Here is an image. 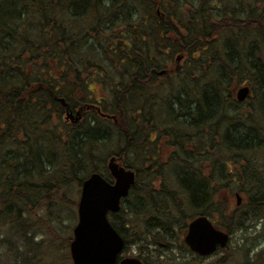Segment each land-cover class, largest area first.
Wrapping results in <instances>:
<instances>
[{"label":"trees","instance_id":"1","mask_svg":"<svg viewBox=\"0 0 264 264\" xmlns=\"http://www.w3.org/2000/svg\"><path fill=\"white\" fill-rule=\"evenodd\" d=\"M263 48L264 0H0V227L28 237L26 220L91 172L111 180L113 155L137 179L111 222L145 264L186 246L188 221L213 216L221 190L248 196L218 226L263 217ZM60 97L100 101L116 121H66ZM223 250L218 264L233 256Z\"/></svg>","mask_w":264,"mask_h":264},{"label":"rangeland","instance_id":"2","mask_svg":"<svg viewBox=\"0 0 264 264\" xmlns=\"http://www.w3.org/2000/svg\"><path fill=\"white\" fill-rule=\"evenodd\" d=\"M261 56L264 59V48ZM103 73L107 75V72L103 71ZM90 88L95 96L108 93V85L104 88L94 82ZM157 145L161 157L165 158L169 153L165 139L161 137ZM259 159L263 161L262 154ZM263 165L261 164L262 167ZM230 190L219 191L222 204L213 212L214 219L219 222L226 221L224 214L227 215L233 209L238 199L237 195L232 193L235 189ZM80 192L81 186L74 187L70 192L68 191V196L61 204L55 207L51 205L49 212L38 210L35 216L26 220L23 229H26L25 233L29 230L28 237L22 232L19 233L18 230L15 231V228L0 227V264H72L69 237L72 238L73 227L78 221L77 203ZM241 195V202L244 204L248 195L243 191ZM109 217L111 219V214ZM248 225L243 230L236 229L231 232L227 250L230 249V254L233 256L225 264H264V216ZM260 252L261 255H258ZM157 253L164 264H218L219 260L227 254L225 250H220L209 257L198 258L184 245ZM122 254L138 256L137 245L129 244ZM147 261L146 264L149 262L157 264L150 257Z\"/></svg>","mask_w":264,"mask_h":264},{"label":"water","instance_id":"3","mask_svg":"<svg viewBox=\"0 0 264 264\" xmlns=\"http://www.w3.org/2000/svg\"><path fill=\"white\" fill-rule=\"evenodd\" d=\"M181 56H177L179 61ZM160 74L164 70L159 71ZM250 92L249 85L237 89V99L244 100ZM65 103L64 98H60ZM67 119L73 122L80 118L67 110ZM112 181L100 172L93 171L81 184L78 201V222L73 228L70 241V254L74 264H143L138 257H120L125 242L109 220V212L121 209V200L125 198L136 181V172L120 164L115 156L107 163ZM238 202L241 201L239 194ZM187 245L200 255H209L218 248L225 247L229 233L215 226L207 215H198L188 223L184 234Z\"/></svg>","mask_w":264,"mask_h":264},{"label":"flooded vegetation","instance_id":"4","mask_svg":"<svg viewBox=\"0 0 264 264\" xmlns=\"http://www.w3.org/2000/svg\"><path fill=\"white\" fill-rule=\"evenodd\" d=\"M91 103L93 104L94 107L91 108V110H89V111H95V110H96V106H100V105H99L100 101H97V102L95 101V102H91ZM89 111H88V112H89ZM96 111H97V110H96ZM85 114H87V112H86ZM100 115H102L103 117H108V115H105V113H103V112L100 113ZM110 119H111V118H110ZM210 256H211V255H210ZM208 257H209V256H208ZM200 258H201V257H200ZM205 258H206V257H205Z\"/></svg>","mask_w":264,"mask_h":264},{"label":"bare ground","instance_id":"5","mask_svg":"<svg viewBox=\"0 0 264 264\" xmlns=\"http://www.w3.org/2000/svg\"><path fill=\"white\" fill-rule=\"evenodd\" d=\"M244 85H249V86H251V84H250V82H244V83H241V84H239L238 86H237V88H236V90L239 88V87H241V86H244ZM252 87V86H251ZM243 203L240 201V202H238V201H236V205L237 206H241ZM199 215H207V214H199Z\"/></svg>","mask_w":264,"mask_h":264}]
</instances>
